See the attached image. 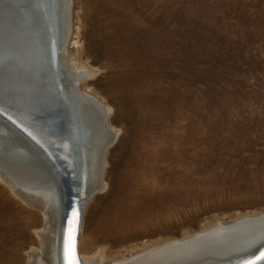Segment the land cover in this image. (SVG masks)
Masks as SVG:
<instances>
[{
    "label": "rangeland",
    "instance_id": "1",
    "mask_svg": "<svg viewBox=\"0 0 264 264\" xmlns=\"http://www.w3.org/2000/svg\"><path fill=\"white\" fill-rule=\"evenodd\" d=\"M72 25L81 87L118 132L80 253L124 259L264 210V0H74ZM43 224L1 179L0 264H28Z\"/></svg>",
    "mask_w": 264,
    "mask_h": 264
},
{
    "label": "bare ground",
    "instance_id": "2",
    "mask_svg": "<svg viewBox=\"0 0 264 264\" xmlns=\"http://www.w3.org/2000/svg\"><path fill=\"white\" fill-rule=\"evenodd\" d=\"M29 1L32 9L38 12L45 21L49 38H52L55 57L50 66L54 68L55 79L58 84L64 85L72 93L75 110L82 119L79 128L86 136L84 143L87 148L90 144L93 147L90 162L84 161V179H86L87 187L83 200H87L88 195L101 191L107 186L104 178L107 152L104 156L103 151L106 148L109 149L114 143L118 132L109 123L111 108L81 87L83 81L89 77L90 70L85 64L73 62L68 54V44L73 29L74 0ZM56 42H58L57 45H55ZM38 46L37 44L34 48L30 47L31 59L38 58L37 60L42 61L41 56L44 52L41 54L42 50ZM38 67H46L45 59ZM37 69H33L29 73L30 77L23 78L22 82L29 83V89L34 92H41L40 89L44 88L42 81L44 71ZM62 93L67 94L68 92L63 89ZM66 96L70 97V95ZM69 105L73 108L70 103ZM38 123L41 124L42 129L48 128L50 135L48 139H45L39 132L32 129L42 140L36 143L39 147L46 146L45 150H48L47 145L50 147L54 145L57 129L48 123ZM69 150L75 151V148L71 147ZM48 151L52 154L56 152L53 148H49ZM80 151L82 154L81 149ZM12 163L10 167L0 165V180L2 179L14 195L25 204L39 209L44 217L43 226L35 230L39 246H32L27 251L28 264H63L61 249L65 248L64 239L62 242V236H65V213L56 173L47 172L32 157L27 159L23 155H17ZM85 208L86 206L83 214ZM262 246H264V210L239 214L230 220L217 219L200 231L158 244L124 259L110 258L103 249H99L93 255H85L79 252L78 247V252L81 264H220L223 261L229 264L242 258L252 257Z\"/></svg>",
    "mask_w": 264,
    "mask_h": 264
},
{
    "label": "water",
    "instance_id": "3",
    "mask_svg": "<svg viewBox=\"0 0 264 264\" xmlns=\"http://www.w3.org/2000/svg\"><path fill=\"white\" fill-rule=\"evenodd\" d=\"M41 7L43 8L42 4ZM51 39L45 21L32 9L29 0H0V165L10 167L17 155H23L27 159L35 158L47 172L56 173L65 213V236H62L65 248L61 249L63 264H69L70 243L77 264H81L78 238L87 202L83 200L87 187L84 161L90 162L93 147L90 144L87 148L84 143L86 136L79 128L82 119L75 110L72 93L55 79L54 68L50 66L55 57ZM37 44L42 50L41 54L44 52L42 61L37 60L38 58L31 59V48ZM57 44L58 42L55 45ZM44 59L46 67H38ZM37 68L44 71V88L40 89L41 92H34L29 89V83L22 82L23 78H29V73L33 69L38 70ZM63 89L68 93L63 94ZM69 103L73 108H70ZM38 122L48 123L57 129L54 145H47L48 150L53 148L55 153L52 154L45 150L46 146L39 147L36 143L42 141L38 132L45 139L50 135L48 128L42 129ZM71 147L75 151H70ZM107 149L103 151L104 156ZM261 252H264V246L252 257L229 264H242L244 260L255 259ZM257 262L264 263V260Z\"/></svg>",
    "mask_w": 264,
    "mask_h": 264
},
{
    "label": "snow or ice",
    "instance_id": "4",
    "mask_svg": "<svg viewBox=\"0 0 264 264\" xmlns=\"http://www.w3.org/2000/svg\"><path fill=\"white\" fill-rule=\"evenodd\" d=\"M258 260H264V252H261L260 255L256 257L255 259H249V260L242 261V264H257ZM69 264H77V261L74 256L73 246L71 243L69 246Z\"/></svg>",
    "mask_w": 264,
    "mask_h": 264
}]
</instances>
